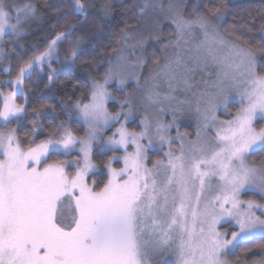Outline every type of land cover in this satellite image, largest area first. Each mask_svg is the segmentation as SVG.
<instances>
[{
	"label": "snow or ice",
	"instance_id": "obj_1",
	"mask_svg": "<svg viewBox=\"0 0 264 264\" xmlns=\"http://www.w3.org/2000/svg\"><path fill=\"white\" fill-rule=\"evenodd\" d=\"M148 6L145 2L140 12ZM109 7L105 6L106 14ZM86 8L83 0H74L62 30L17 67L14 79L5 82L11 91L0 90V264H148L150 254L162 255L170 246L173 233L180 239L176 264H229V251L258 234L264 236V203L242 199L248 192L264 199V127L256 126L264 121V64L257 58L258 52L264 54V45L254 48L240 42V35L233 39L232 32L222 34L210 16H171L177 46L185 30L197 27L204 36L197 46L198 63L220 69L197 102L203 127L216 129L214 147L200 140L198 131V139L185 150L187 134L177 132L181 147L179 154L174 152L169 130L176 116L168 123L159 115L150 118V108L165 111L157 85L141 84L123 50L115 48L102 78L92 79L88 95L65 105L71 109L69 119L75 114L82 122L83 135L65 121L43 129L40 116L51 105L32 108L31 127L21 135L19 125L28 109L17 99L27 100L24 87L32 73L47 66L52 82L57 74L53 60L72 69L83 57L93 56L82 46L83 37L74 36L78 24L68 22L76 15L86 21ZM209 11L222 18L221 8ZM16 13V22L10 23L9 11L0 4V41L9 33L22 36V25L35 16L36 7L25 4ZM132 27L126 23L122 30L125 44ZM260 27L264 31V24ZM65 41L61 60L59 46ZM180 68L177 57L157 75L165 77L169 89L173 82L188 85ZM5 71L11 76V70ZM129 79L136 80V88L123 99L109 90L113 82L124 88ZM137 95L138 107L144 109L139 131L128 127ZM116 100L120 110L111 112L108 104ZM229 104L238 105L235 113L217 124L218 110L228 112ZM112 128L115 131L105 138ZM41 131L48 135L38 141ZM156 144L161 149L167 145L168 151L153 162L149 151ZM97 146L112 152L104 164L107 179L102 186L89 179ZM69 156L74 159L61 158ZM256 156L261 157L259 163L250 160ZM224 225L234 229L230 237L221 231Z\"/></svg>",
	"mask_w": 264,
	"mask_h": 264
},
{
	"label": "trees",
	"instance_id": "obj_2",
	"mask_svg": "<svg viewBox=\"0 0 264 264\" xmlns=\"http://www.w3.org/2000/svg\"><path fill=\"white\" fill-rule=\"evenodd\" d=\"M7 7L16 5L17 7L25 4H32L36 7L35 16L38 20L26 27L25 32L19 38L12 34L4 38L3 48L8 59V69L11 70V76L8 72L0 68V90L7 92L11 88L5 84L10 79H14L16 69L24 60L31 57L35 50H43L47 42L54 36L55 32L62 30L65 23V17L71 12L74 0H7ZM190 1V0H189ZM196 1V0H195ZM1 2V1H0ZM87 5V20L84 17L76 15L68 17V22L77 23L78 28L74 36L83 37V47L93 52L92 57H83L77 61L72 69H65L62 63L52 62L53 66L60 65L61 70L56 74L52 82L48 80L49 70L45 66L41 71L37 68L33 73L31 80H26L24 94L27 96H18L17 102L24 103L28 109V117L23 119L19 125L21 135L31 126L29 120L33 118L31 109L39 108L41 105H51V109L46 108L40 116V123L43 129L47 130L59 124L61 121L69 123L78 135H82V123L67 116L62 109L63 103H72L81 96H87L90 85L88 76L100 79L108 67V60L117 49L122 39V30L126 23L132 25L134 29L140 18L139 0H83ZM193 0L190 1L192 5ZM197 3L207 16H211L210 9L221 8L223 13L220 26L225 34L229 32L241 36V41H247L254 48L264 45L263 31L261 25L264 24V0H197ZM105 6H110L105 12ZM186 16L190 17V9L186 8ZM219 14V13H218ZM245 25V27H240ZM233 26H236L235 28ZM168 24L163 25V34L170 35ZM249 29H251L249 31ZM153 44V43H152ZM154 45V44H153ZM156 46V45H155ZM152 48V47H151ZM67 50V41L59 46L61 57ZM156 53V49L152 53ZM153 59H157L153 55ZM259 63L264 64V54L257 53ZM62 60V59H61ZM128 90L133 87L128 84ZM111 109L113 105L110 104ZM52 109H55L53 112ZM259 125V121L257 122ZM15 126V125H13ZM48 135L47 131L37 133V140L44 139ZM157 156L159 152L154 151ZM111 152H98L94 150L93 161L99 167V170L89 174L90 181L96 180L102 186L106 182L107 174L104 171V164L107 162ZM65 159L67 157H61ZM251 161L259 163L261 157H250ZM119 167V164H115ZM264 236H257L241 244L234 250V262L245 261L250 263L257 258H264ZM245 249H249L245 251ZM240 263V262H239Z\"/></svg>",
	"mask_w": 264,
	"mask_h": 264
},
{
	"label": "rangeland",
	"instance_id": "obj_3",
	"mask_svg": "<svg viewBox=\"0 0 264 264\" xmlns=\"http://www.w3.org/2000/svg\"><path fill=\"white\" fill-rule=\"evenodd\" d=\"M0 1V4H3L5 6V10L9 11V15L11 17L10 23H15L17 14L16 9L22 6L17 7L16 5H12L8 8L7 0ZM190 1L139 0L141 7L144 6L145 2H147L149 6L145 9V12L143 14L140 12L138 25L134 29H131L132 34L127 38V44L124 43V40H121L119 47L117 48V50H123V54L130 61L131 68L134 69L136 71V74L140 77L141 84H145L147 82L148 84L157 85L156 90L160 92L162 100V104L160 105V107H163L165 111L163 113H158L155 108H150L149 112L147 113L150 118L159 115L163 122L168 123L173 120V115L176 116L175 124L169 130V134L173 138V142L171 145L172 150L177 154H179L181 147V139L180 137H178L177 132H179L180 134H187L184 137L185 150H187V146L190 141L198 139V131L200 133L199 139L207 142L209 147H214L216 144V141L214 139L216 129H205L203 127L201 112L197 110V102L200 94L203 93L206 89L210 88L212 81L216 79L217 72L220 69L216 64L213 63H209L207 67L202 63H198L196 59L198 55L197 46L200 45L201 41L204 39V36L202 31L197 27L193 26V28L185 30L183 38L179 39L178 46L175 43V41L177 40V30L176 25L171 19V16L179 13L185 19L194 20L197 15H206L204 11L200 9L197 0H193L192 5L190 4ZM187 7L190 9V17L186 16L185 10ZM219 15L220 14H217V16ZM217 16L215 19H211L212 22L218 26V30L222 34L227 35L223 32L220 26L222 18L218 19ZM36 20H38V18L34 16L28 18L26 22L23 23V34L26 27L30 26L31 23ZM165 23L170 27L169 29L171 32L169 36H165L163 34V25ZM4 39L3 41H0V49H3L4 52L3 58H0V68L5 71V69H8V59L3 48ZM140 41H144L142 45ZM153 49H156V53H152ZM153 55H156L157 59L154 60ZM114 56L115 53L112 55V57ZM177 57H179L180 59L181 74L187 78L188 85H184L182 83L177 84L176 82H173V89H169L165 77H163L162 75H157V73L159 72L161 66L168 63L170 60H176ZM61 59H63V57H61ZM156 60L159 61V64L154 62ZM52 67L57 69V73L61 70L60 65H58V67L52 65ZM188 69H191V71H188ZM92 79L93 77L88 76L90 87ZM128 84L133 87L132 91L127 89ZM135 88V79H129L122 89L118 88L115 82L109 85V90L112 91L113 94L119 99H123L126 92H134ZM165 96L169 97V99H164ZM132 103L134 107V113L130 118L128 127L139 131V122L142 118V115L144 114V109L138 107L141 103V97L137 95L136 99L133 100ZM110 104L113 105V109H111ZM65 105H71V103L62 104V109L67 116V120H69V113L71 112V109L70 107H65ZM236 107H238V105L234 106L233 104H229L228 112H225L223 108L218 110L217 124L219 123V121L231 119L232 114L235 113ZM108 108L111 112L119 111L120 109L118 100L110 101L108 104ZM71 118L78 119L75 114H73ZM256 126L258 128L264 127V121H259V125L257 124ZM112 131H115V128L107 131L105 138H107L108 135H111ZM94 150H97L98 152H111L98 146ZM154 151L159 152L160 155L157 156L156 154H154ZM167 151V145H165L163 149L160 148L159 144L154 145L153 149L149 151L150 161L154 162L156 159L164 158L163 154ZM65 159H74V156H69ZM94 164L96 165V167L92 170L91 173L99 170L97 164L95 162ZM115 164L116 163L114 162V166ZM119 166L122 165L119 164ZM149 167H151V163H149ZM73 168L74 165L70 166V170H72ZM104 171L107 174V169L105 167ZM242 199H253L260 203H264V199H261L259 193L248 192L246 194H242ZM225 230L228 232V235L230 237L231 231L234 229L230 228L227 225H224L221 227V231ZM257 236L261 235L258 234L255 237ZM179 243V234L173 233L172 240L170 241V246L166 248L162 255L150 254L147 257L148 264H160V262H162V264H176V248ZM234 250L235 249L229 251L228 255L225 257L229 261V264H259L260 261L264 260V258L261 257L253 260L250 263H246L245 261H239L240 263H237L233 261Z\"/></svg>",
	"mask_w": 264,
	"mask_h": 264
}]
</instances>
